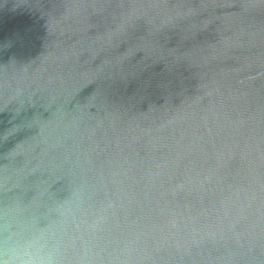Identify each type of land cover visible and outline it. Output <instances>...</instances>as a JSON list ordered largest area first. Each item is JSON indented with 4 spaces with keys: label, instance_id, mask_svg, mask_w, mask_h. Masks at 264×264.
Masks as SVG:
<instances>
[{
    "label": "water",
    "instance_id": "1",
    "mask_svg": "<svg viewBox=\"0 0 264 264\" xmlns=\"http://www.w3.org/2000/svg\"><path fill=\"white\" fill-rule=\"evenodd\" d=\"M0 264H264V0H0Z\"/></svg>",
    "mask_w": 264,
    "mask_h": 264
}]
</instances>
